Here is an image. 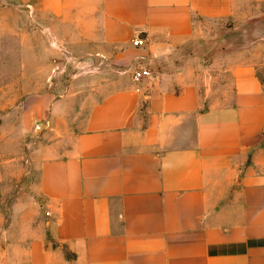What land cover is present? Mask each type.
Listing matches in <instances>:
<instances>
[{
    "label": "crops",
    "instance_id": "0c3cea01",
    "mask_svg": "<svg viewBox=\"0 0 264 264\" xmlns=\"http://www.w3.org/2000/svg\"><path fill=\"white\" fill-rule=\"evenodd\" d=\"M45 5L77 57L87 44L114 77L36 101L22 122L40 137L36 178L7 212L0 178V264H264L262 1ZM236 17L253 19L252 51L219 65L185 53L207 38L197 20ZM137 69L149 75L125 74ZM202 73L209 90L219 77L215 102L198 93Z\"/></svg>",
    "mask_w": 264,
    "mask_h": 264
},
{
    "label": "rangeland",
    "instance_id": "374dc122",
    "mask_svg": "<svg viewBox=\"0 0 264 264\" xmlns=\"http://www.w3.org/2000/svg\"><path fill=\"white\" fill-rule=\"evenodd\" d=\"M45 4L46 0H0V178L5 180L6 212L20 190L30 189L28 185L19 187V181L36 178L29 160L35 140L40 137L38 131L25 133L21 129L36 101L40 100L38 104L43 107L53 97L83 86L93 88L114 77L109 61L101 57L98 60L87 44L85 54L77 57L76 36L68 26H60L58 18L46 11ZM244 20H197L199 34L207 38L188 47L185 53L201 57L202 65H219L221 52L232 56L242 48L252 51L253 46L248 44L252 40L253 19ZM259 51L264 53V47H259ZM262 71L264 80V68ZM132 72L125 74L131 77ZM204 74L193 78L201 82L198 93L207 104L215 102L221 92L219 77L212 78L209 90L203 83Z\"/></svg>",
    "mask_w": 264,
    "mask_h": 264
},
{
    "label": "built area",
    "instance_id": "2783aa9c",
    "mask_svg": "<svg viewBox=\"0 0 264 264\" xmlns=\"http://www.w3.org/2000/svg\"><path fill=\"white\" fill-rule=\"evenodd\" d=\"M263 3H264V0H262ZM131 44L134 46V47H140L142 46L143 44V41L142 39L140 38H133L131 40ZM149 75V72L145 69H137V70H134L131 74V78L134 80V81H138L140 79H142L143 77H146Z\"/></svg>",
    "mask_w": 264,
    "mask_h": 264
},
{
    "label": "water",
    "instance_id": "95a60500",
    "mask_svg": "<svg viewBox=\"0 0 264 264\" xmlns=\"http://www.w3.org/2000/svg\"><path fill=\"white\" fill-rule=\"evenodd\" d=\"M40 125H41L40 123H37L35 128L38 129Z\"/></svg>",
    "mask_w": 264,
    "mask_h": 264
}]
</instances>
